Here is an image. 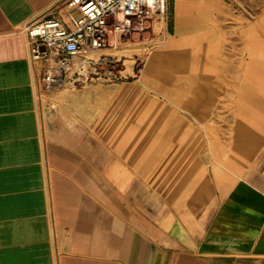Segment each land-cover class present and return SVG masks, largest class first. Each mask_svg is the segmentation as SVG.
I'll return each instance as SVG.
<instances>
[{
	"label": "crops",
	"instance_id": "obj_1",
	"mask_svg": "<svg viewBox=\"0 0 264 264\" xmlns=\"http://www.w3.org/2000/svg\"><path fill=\"white\" fill-rule=\"evenodd\" d=\"M60 1L0 0V264H264V0L246 24L170 0L138 80L84 84L66 122L26 34Z\"/></svg>",
	"mask_w": 264,
	"mask_h": 264
},
{
	"label": "built area",
	"instance_id": "obj_2",
	"mask_svg": "<svg viewBox=\"0 0 264 264\" xmlns=\"http://www.w3.org/2000/svg\"><path fill=\"white\" fill-rule=\"evenodd\" d=\"M144 17L167 26L170 0H62L26 28L34 69L40 67L39 75L44 71L47 90L74 84L86 77L111 38L129 34L133 22Z\"/></svg>",
	"mask_w": 264,
	"mask_h": 264
},
{
	"label": "rangeland",
	"instance_id": "obj_3",
	"mask_svg": "<svg viewBox=\"0 0 264 264\" xmlns=\"http://www.w3.org/2000/svg\"><path fill=\"white\" fill-rule=\"evenodd\" d=\"M228 3L235 10L236 24H246L257 19L251 8L255 4L250 0H228ZM78 16V13L74 14V17L78 18ZM172 20L173 15L167 26L155 18L149 17L133 22L129 34L123 35L120 39L111 38L110 45L95 55L85 81L79 80L55 91L47 90L44 82L45 73L41 71V75H39L40 67L37 65L35 87L40 105L45 108L48 102L58 101L53 105L57 108L60 107L57 118L61 122H66L67 118L65 111H63L65 110L64 100L73 91L82 88L84 84L89 83L93 89L98 88L99 84L105 80L107 83H125L138 80L150 54L163 46L169 36L173 34ZM55 231L56 228L54 227Z\"/></svg>",
	"mask_w": 264,
	"mask_h": 264
},
{
	"label": "clouds",
	"instance_id": "obj_4",
	"mask_svg": "<svg viewBox=\"0 0 264 264\" xmlns=\"http://www.w3.org/2000/svg\"><path fill=\"white\" fill-rule=\"evenodd\" d=\"M161 3H162V0H161Z\"/></svg>",
	"mask_w": 264,
	"mask_h": 264
}]
</instances>
